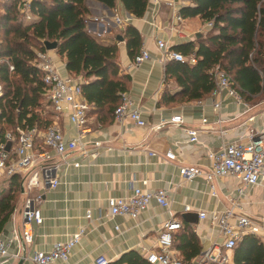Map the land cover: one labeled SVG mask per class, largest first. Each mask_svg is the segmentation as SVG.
Returning <instances> with one entry per match:
<instances>
[{"label": "crops", "instance_id": "1", "mask_svg": "<svg viewBox=\"0 0 264 264\" xmlns=\"http://www.w3.org/2000/svg\"><path fill=\"white\" fill-rule=\"evenodd\" d=\"M85 6L88 10L86 30L99 39L112 40L115 32L125 27L115 24L114 10L121 18L130 16L120 2L112 10L94 0H86ZM170 23L169 10L165 5L156 15L147 7L142 18L132 17L130 25L138 30L141 45L151 56L149 61L138 67L131 64L126 42H116L120 70L130 79L126 93L140 109L146 125L138 127L128 121L118 125L108 117L90 114L89 132L82 137L89 156H65L67 161L78 162L79 167H62L63 171L58 174V188L43 192L39 204L43 223L32 225L33 242L26 244L21 238V204L11 216L13 221H9L2 232L0 238L10 241L9 252L19 254L18 259L7 264H33L31 257L34 252L51 250L56 242L67 240L79 229H83L84 234L73 248L69 260L52 264H95L97 257L114 264L130 251L146 259L147 254L157 251L158 232L170 216L182 225L184 222L191 224L203 248L199 257L186 263L174 243L175 254L184 264L197 263L204 252L223 243L219 229L211 224L209 218L200 220L199 213L209 215L213 211L230 208L240 183L233 178L216 179L213 183L216 196H213L210 185L204 179L181 181L180 168L200 166L208 170L211 167L207 157L209 152L219 150L226 141H247L261 132L264 129V97L254 96L247 101L248 108L236 103L225 92L203 101L158 105L167 87L172 93H177L179 89L174 81H166L169 61L160 63L162 56L156 41L164 40L172 49L196 42L207 34L204 32L206 23L199 17L185 19L179 25L183 39ZM46 52L61 76H71L66 70L65 58L59 56L56 50ZM217 102H221L218 111L214 108ZM176 115L183 117L184 124L168 123ZM203 119L208 120L207 126L202 123ZM54 122L65 138L78 136L79 131L69 123L67 116L55 118ZM189 129L200 132L198 144L189 143L186 133ZM169 151L176 154V161L165 159ZM152 152L155 156H150ZM135 187L145 191L167 190L169 207H159L151 202L136 219L111 217L107 200L128 197ZM186 206L191 210L185 211ZM238 212L264 226V187H254L242 200V210ZM88 213L89 219L86 217Z\"/></svg>", "mask_w": 264, "mask_h": 264}, {"label": "trees", "instance_id": "2", "mask_svg": "<svg viewBox=\"0 0 264 264\" xmlns=\"http://www.w3.org/2000/svg\"><path fill=\"white\" fill-rule=\"evenodd\" d=\"M86 0H31L30 21L19 8L23 0H0V142L8 131L25 126L43 129L51 124L53 114L43 113L41 73L33 65V50L46 51L44 43L57 44L56 53L65 58L67 72L81 78L82 94L90 114L113 119L120 95L127 91L130 79L121 72L117 61L119 38L126 42L133 59L142 46L136 28L126 25L112 40L99 39L86 30ZM107 9L120 2L134 18L146 14L148 0H94ZM184 19L199 17L213 28L196 42L177 45L172 51L197 58L188 62L169 61L166 81H174L179 91L167 87L158 105L203 101L216 90L215 68L230 77L232 87L247 102L264 97V0H194L193 6L181 9ZM121 41V42H122ZM119 42V41H118ZM9 65L13 71H9ZM43 113V115H42ZM0 236L18 206L22 179H1ZM175 235V248L186 263L202 253L201 242L191 224L184 222ZM177 239V243H176ZM232 264H264V243L260 237L246 235L233 251ZM114 264H150L137 252L124 254Z\"/></svg>", "mask_w": 264, "mask_h": 264}, {"label": "built area", "instance_id": "3", "mask_svg": "<svg viewBox=\"0 0 264 264\" xmlns=\"http://www.w3.org/2000/svg\"><path fill=\"white\" fill-rule=\"evenodd\" d=\"M30 1L23 0V4L19 8L25 21L31 20ZM193 2L194 0H148V7L156 15L160 7L165 5L169 10L171 28L177 31L180 38L183 39L182 30H179V25L185 20L181 15V9L193 6ZM113 18L115 24L119 26L130 25L132 22V17L121 18L116 10H114ZM213 26L212 22L206 23L204 32L210 31ZM156 47L162 56L160 63L170 60L188 62L191 65L197 63L194 54L185 57L181 53L172 51L168 42L164 40H157ZM33 52V65L41 73L42 98L46 112L53 114V120L67 116L69 123L79 131V134L75 138L67 139L61 128L53 122L43 129H39L37 126H25L24 128L17 126L13 131L6 132L3 141L0 142V180L14 176L22 179L21 216L23 227L21 238L26 244H31L34 239L32 225L43 223L39 209L43 192L58 188L60 185L58 174L63 171L62 167H79L78 162L67 161L65 156L68 154H79L85 158L89 156V151L85 149L86 143L82 140V137L89 132L87 128L89 105L82 94V79L74 76H61L46 51L33 50ZM150 59L148 50L141 46L131 64L138 67ZM13 69V66L9 65V71L12 72ZM214 74L216 90L213 97H218L225 92L236 103L242 104L246 108L249 107L238 91L232 87L231 79L226 72L217 66ZM3 94L4 89L0 84V98L3 97ZM120 98L121 102L113 112L114 123L120 125L128 121L135 126L144 127L146 122L142 118L141 111L134 105L127 93H122ZM214 108L217 111L220 110L221 102L215 103ZM168 123L179 126L184 124V119L181 115H176ZM202 123L207 126L209 122L207 119H203ZM1 126L0 123V130ZM186 133L189 136V143L198 144L200 142V132L197 129L186 130ZM150 156H155V153L152 152ZM164 157L168 161L177 160L173 151L167 152ZM207 157L211 162V167L208 170L200 166L181 167L180 180L204 179L210 185L213 196H216L213 185L216 179L233 178L240 185L236 190V198L232 199L230 208L221 212L213 211L209 215L206 212L199 213L200 220L209 218L211 224L219 229L223 243L216 244L204 252L195 264H232V253L244 236L255 235L260 237L264 243V226L242 212H238L242 210V200L254 187H264V129L249 137L247 141H226L219 150L209 152ZM151 202L156 203L159 207L168 208V191L165 189L145 191L135 187L128 197L109 198L107 206L111 217L125 216L136 219L140 213L148 209ZM190 210L189 206L185 207V211ZM86 217L89 219L90 214L88 213ZM11 221H13L12 218ZM182 228L181 222L170 216L162 230L158 232L157 251L147 254V262L150 264H184L174 251L175 234ZM115 229L118 230V227ZM83 234L84 230L79 229L67 240L56 242L51 250L34 252L31 261L33 264L68 261L73 248L79 243ZM9 247L10 241L0 238V264H7L19 258L18 253L11 254L9 252ZM95 264H109V262L102 257H97Z\"/></svg>", "mask_w": 264, "mask_h": 264}, {"label": "water", "instance_id": "4", "mask_svg": "<svg viewBox=\"0 0 264 264\" xmlns=\"http://www.w3.org/2000/svg\"><path fill=\"white\" fill-rule=\"evenodd\" d=\"M198 37H200V36H198ZM118 41L121 42L122 39L119 38ZM44 46H45V49H46L47 51L56 50V48H57V44H55V43H49V42H45V43H44ZM8 149H9V146L7 147V150H8Z\"/></svg>", "mask_w": 264, "mask_h": 264}, {"label": "rangeland", "instance_id": "5", "mask_svg": "<svg viewBox=\"0 0 264 264\" xmlns=\"http://www.w3.org/2000/svg\"><path fill=\"white\" fill-rule=\"evenodd\" d=\"M42 110H43V113H46V109H45L44 107H43ZM43 113H42V115H43ZM0 188H2V182H0ZM21 200H22V199L20 198V199H19V202H18V203H19L18 206H19L20 204L22 205V201H21Z\"/></svg>", "mask_w": 264, "mask_h": 264}]
</instances>
